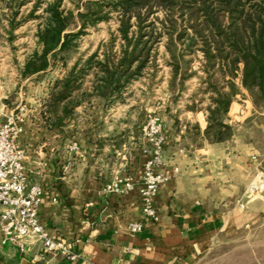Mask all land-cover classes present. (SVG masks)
Here are the masks:
<instances>
[{
	"label": "crops",
	"instance_id": "crops-1",
	"mask_svg": "<svg viewBox=\"0 0 264 264\" xmlns=\"http://www.w3.org/2000/svg\"><path fill=\"white\" fill-rule=\"evenodd\" d=\"M4 98L0 93V117L18 108L25 115L17 143L24 149L29 182L42 189L38 218L80 256L71 261L43 252L35 240H27L26 250L0 242V264H199L217 241L257 238L263 231L264 190L248 193L247 187L264 176V144L254 137L264 123L250 118L264 112L250 97L244 105L231 100L226 117L234 131L222 141L204 136L205 105L176 119L161 116L171 175L154 197L156 221L141 213L138 187L147 155L139 127L144 120L137 123L129 105L104 106L91 97L64 114L61 105L54 111L47 106L45 90ZM115 174L130 177L133 188L103 192ZM133 222L142 228L131 232ZM37 252L43 257L34 259Z\"/></svg>",
	"mask_w": 264,
	"mask_h": 264
},
{
	"label": "trees",
	"instance_id": "trees-1",
	"mask_svg": "<svg viewBox=\"0 0 264 264\" xmlns=\"http://www.w3.org/2000/svg\"><path fill=\"white\" fill-rule=\"evenodd\" d=\"M0 1L9 10L5 31L10 40L21 24L16 20L20 7L29 0ZM70 1V8L64 0L44 1L35 30L38 47L25 58L22 77L44 72L50 58L75 47L87 27L108 21L112 14L116 35L110 36L101 57L92 52L54 83L46 99L52 111L61 105L68 114L91 97L104 106L120 100L129 82L156 66V45L162 37L171 68L169 85L178 82L181 88L191 73V57L186 56L200 54L201 90L209 99L204 136L209 141H222L234 131L226 117L233 98L226 89L227 77H238L255 106L264 107V0ZM41 2L34 0L26 17L33 18ZM116 39L118 49L113 50Z\"/></svg>",
	"mask_w": 264,
	"mask_h": 264
},
{
	"label": "rangeland",
	"instance_id": "rangeland-1",
	"mask_svg": "<svg viewBox=\"0 0 264 264\" xmlns=\"http://www.w3.org/2000/svg\"><path fill=\"white\" fill-rule=\"evenodd\" d=\"M33 1H26L20 7V14L16 16V20L21 24L13 30L10 40L5 31V25H7L5 15L9 14V10L5 9L0 1V56L3 58L0 60V85H2L0 93L6 95L4 99L7 101L15 100L19 93L27 90H45L47 94L54 83L64 77L74 63L84 60L92 52H96L98 57H101L110 36L116 35V19L112 14L108 21H101L95 26L87 27L85 32L79 36L75 47L59 53L55 58H50L49 65L44 72L25 79L26 77H22L20 71L27 55L38 47L35 30L40 21L39 17L43 14L44 1L47 0H42L41 6L33 18L26 17ZM63 5L65 8H70L72 2L64 0ZM156 14L162 16L160 11ZM5 39L6 45L2 42ZM164 40L165 38L162 37L156 45V66L148 67L139 78L129 82L123 91L122 98L117 101L121 105H129L133 109L137 123L140 119L144 120L146 115L152 111L157 112L160 116L166 115L176 119V116L185 115L184 110L195 109V105H198L199 108L204 105L206 107L209 102L208 93L201 90L204 74L201 70L199 53L197 56L195 53L186 56L189 59L191 57L189 63L191 73L184 79L182 87L177 85V81L176 84L169 85L171 68L166 63L168 54L165 50ZM118 45L119 42L116 39L113 42V50H117ZM226 81L228 84L226 89L233 92L232 100L244 105L245 99L250 96L241 85L239 78L227 77ZM85 85H88L87 82ZM159 105L163 107V112H158L157 106ZM250 118L256 122L264 123V115L254 114ZM255 133L254 137L258 135L264 144V130ZM258 235L257 238L255 234L249 235L244 240L237 237L225 243L217 241L202 257L199 264H264V229Z\"/></svg>",
	"mask_w": 264,
	"mask_h": 264
},
{
	"label": "built area",
	"instance_id": "built-area-1",
	"mask_svg": "<svg viewBox=\"0 0 264 264\" xmlns=\"http://www.w3.org/2000/svg\"><path fill=\"white\" fill-rule=\"evenodd\" d=\"M24 120L21 108L0 117V242H12L19 249L26 250L27 240H35L41 243L43 252L59 253L71 261H77L79 253L67 243L51 236L38 218L42 189L37 183L29 182L23 164L24 149L17 143ZM139 132L144 143L141 151L147 155L138 187L141 213L149 221H156L158 217L154 197L160 185L171 175L163 154L166 137L161 116L155 111L149 112ZM71 148L77 147L72 144ZM172 170L175 172L178 167ZM132 188L130 177L115 174L105 183L103 192L124 193ZM257 190H264V176L254 179L247 187L248 193ZM128 228L136 232L142 228V224L133 222ZM42 257V253L33 254L34 259Z\"/></svg>",
	"mask_w": 264,
	"mask_h": 264
}]
</instances>
